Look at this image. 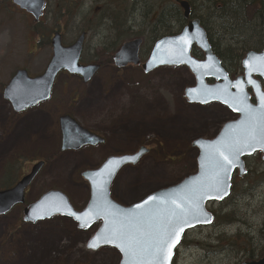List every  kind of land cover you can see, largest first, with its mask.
Here are the masks:
<instances>
[{"label": "rangeland", "instance_id": "obj_1", "mask_svg": "<svg viewBox=\"0 0 264 264\" xmlns=\"http://www.w3.org/2000/svg\"><path fill=\"white\" fill-rule=\"evenodd\" d=\"M112 11L122 12L121 21L131 28L128 34L118 35L112 29L107 18ZM164 11L166 15L161 17ZM178 16H182L181 10L170 0H45L43 14L35 23L11 0H0V88L18 69L27 70L30 76L44 71L51 57L48 39L54 30L64 27L63 38L72 42L84 28V60L141 36L144 59L154 41L175 35L185 25ZM217 31L222 37L223 31ZM229 36L223 35L225 45ZM138 73L136 69L121 71L116 78L106 68L87 83L61 75L52 97L21 116L13 114L0 91V179L14 185L35 161L45 159L49 165L27 190L25 205L47 190L60 189L74 208L81 210L90 194L80 173L97 168L108 156L132 153L144 144L151 149L150 154L121 168L111 184V198L118 203L129 205L195 173L198 151L191 146L192 141L214 137L233 115L219 104L184 101L182 91L192 85L191 77L172 67L160 72L159 88L143 91L150 97L148 104L139 100L140 106L132 110L127 99L136 93V83L141 80ZM119 91L125 94L123 104H115ZM63 114L74 116L91 132L103 135L106 142L75 155L60 154L57 119ZM246 165L243 176H233L229 196L208 202L212 223L183 235L173 264H240L262 256L264 161L256 154L247 158ZM131 191L136 196L129 198ZM23 207L15 206L0 215V264L119 263V253L110 247L97 251L85 247L100 222L80 229L78 223L63 216L24 223ZM50 236L52 241L47 242Z\"/></svg>", "mask_w": 264, "mask_h": 264}, {"label": "water", "instance_id": "obj_2", "mask_svg": "<svg viewBox=\"0 0 264 264\" xmlns=\"http://www.w3.org/2000/svg\"><path fill=\"white\" fill-rule=\"evenodd\" d=\"M11 1L31 13L36 20L44 6V0ZM170 1L179 6L182 17L187 22L178 34L162 37L154 43L148 58L141 64L143 71L149 72L162 65H184L196 79L195 84L184 91L188 102L225 103L238 116L225 122L214 137H199L192 142V147L198 150L195 173L175 184L159 188L132 204L122 205L113 200L110 197V186L122 167L136 164L147 154L145 146L132 153L108 156L99 167L81 173L90 190L89 200L83 209L76 210L64 192L52 189L44 192L22 211L23 221L31 223L55 215L72 218L79 228L90 227L100 221L99 228L87 241L86 248L96 250L101 246H112L121 255L118 264H172L178 244L171 248L170 260L167 259V248L162 252L159 250L162 241L167 240L171 244L169 233L172 228L183 226L181 241L186 230L210 224L212 214L207 210L206 204L209 201H221L229 195L234 171L237 170L238 176L245 172L243 157L260 151L264 160V139H261L260 134L262 122L259 119L264 116V93L253 79L254 76L264 78V48L260 52L248 51L241 61L243 76L230 81L219 59L212 52L200 21L190 18L188 1ZM51 43L52 57L42 74L30 77L26 70L19 69L3 87L2 95L10 103L13 112L20 113L46 101L61 70L81 76L84 82L89 81L96 72L97 65L82 66L78 62L83 35L72 45L64 47L59 34L55 33ZM140 44L139 38L124 42L113 56L115 63L118 66L139 64ZM192 45L204 52V60L191 56ZM207 77L215 78L216 82L207 84ZM220 79L222 82H219ZM247 86L253 89L256 99L254 104L249 101ZM59 129L62 151L77 150L102 142L99 136L80 126L69 115L59 118ZM253 129L256 139L251 138ZM237 149L242 150L237 152ZM225 157L233 163L227 164ZM42 165V161L38 162L13 187L0 190V215L7 213L13 206L24 203L25 189ZM183 221L188 223L183 224ZM93 241L98 247L88 246ZM122 248L126 251H122ZM240 264H264V253L256 260Z\"/></svg>", "mask_w": 264, "mask_h": 264}, {"label": "flooded vegetation", "instance_id": "obj_3", "mask_svg": "<svg viewBox=\"0 0 264 264\" xmlns=\"http://www.w3.org/2000/svg\"><path fill=\"white\" fill-rule=\"evenodd\" d=\"M44 2H45V0H44ZM44 7H45V5H44ZM44 10V9H43ZM23 11V10H22ZM28 15H30V16H32L30 13H28V12H26ZM70 13V11L67 13V14H69ZM42 14H43V12H42ZM42 16V15H41ZM41 16H40V18H41ZM68 16V15H67ZM70 16V15H69ZM194 16L192 15L191 16V18H193ZM32 18H33V20L35 21V23L36 22H38L39 21V19L38 20H36V19H34V17L32 16ZM185 20V23L187 22V20L186 19H184ZM184 26V25H183ZM183 26L181 27V29L183 28ZM64 28V27H63ZM63 28H60V29H58V30H54L53 31V33H52V35L50 36V38L48 39V44H49V46H50V48H51V57H52V38H53V36L55 35V33H58L59 34V38H60V42H61V45L62 46H64V47H66V46H70V45H72L74 42H76V40L81 36V35H83V43H82V49H81V52H80V55H79V60H78V62H79V64L80 65H82V66H87V65H97L98 66V68H97V70H96V72L94 73V75L92 76V78L93 77H98L106 68H108L109 70H112L113 72H114V75L113 76H118L120 73H121V71H127V70H139L140 71V73H138V77H141V80L139 81V82H137L136 83V93H135V95H133V94H131L130 96H129V98L127 99V100H129L130 101V103H132V105L133 106H131V109L132 110H136V109H134V108H137V107H139L140 106V103H138L139 102V100H142V101H144L146 104H148V102H149V100H150V97H148L146 94L147 93H143V91H147L148 90V88L149 89H151V90H153L154 89V86H156L155 88H159V85L158 84H160L161 83V78H163V77H161V75H160V72L162 71V72H164L167 68H169V67H172V68H181V69H183V70H185L186 72H187V74L191 77V80H192V85H190V86H193L194 84H195V82H196V79H195V75L190 71V69L188 68V67H186V66H184V65H174V66H169V65H162V66H159V67H157V68H155V69H153V70H151V71H149V72H144L143 71V69H142V66H141V64L146 60V58L149 56V54H150V52H151V49H152V47H153V45H154V43L158 40V39H160V38H162V37H159L156 41H154L153 42V44H152V46H151V48L149 49V51H148V53H147V55H146V57L143 59V56H144V54L145 53H143L142 54V50H141V47L143 46V43H144V39L140 36H137V37H134V38H131V39H128V40H125V41H129V40H133V39H136V38H139V39H141V44H140V46H139V49H138V58H139V64H137V65H133V64H131V63H129V64H126V65H124V66H118L116 63H115V61H114V59H113V56L115 55V53L119 50V48L118 49H115L116 47H113V48H111L110 50H107V51H105L103 54H101V53H98V57H95L94 56V58H88L87 60H84L83 59V55H84V44H85V40H86V35H87V31H85V29L84 28H82L81 29V31L79 32V34H78V36L75 38V40L74 41H72V42H66L65 41V38H63ZM130 30H131V28H129ZM181 29L179 30V32L181 31ZM129 30V31H130ZM178 32V33H179ZM178 33H176V34H178ZM175 34V35H176ZM171 36V35H170ZM164 37V36H163ZM209 41V40H208ZM113 44H115V42L113 41ZM113 44H112V46H113ZM209 44H210V47H211V50H212V52H213V54L219 59V61H220V63H221V66H222V68H223V70L226 72V74H227V78H228V80H230V81H233V80H235V79H237V78H241L240 76H243V68H242V66H241V61H242V58L240 59V61H239V65L238 66H234V62L233 61H231L230 60V58H228L226 55H225V57L223 58V57H221L220 55H219V51H217L212 45H211V43L209 42ZM121 46V45H120ZM264 48V46L261 48V49H258V50H252V51H256V52H260L262 49ZM114 51V52H113ZM250 51V50H249ZM247 53V52H246ZM245 53V54H246ZM190 54H191V56L192 57H194L195 59H197V60H204V58H205V55H204V52L201 50V49H199L197 46H195V45H192L191 46V49H190ZM244 54V55H245ZM243 55V56H244ZM92 56V55H91ZM51 57H50V59H51ZM50 59H49V61H50ZM49 63V62H48ZM47 66V65H46ZM61 75H65L66 77H78L79 79H80V77L81 76H79V75H76V74H70V73H68L66 70H61L60 72H58V74H57V76L56 77H60ZM120 76V75H119ZM118 76V77H119ZM118 77H116V78H118ZM91 78V79H92ZM161 79V80H160ZM253 79L254 80H256L257 82H258V86L260 87V89H261V91L264 93V78L263 77H261V76H254L253 77ZM82 80V79H81ZM82 82H83V80H82ZM216 82V80H215V78H212V77H207L206 78V83L207 84H214ZM219 82H222V80L220 79L219 80ZM84 83V82H83ZM189 87V86H188ZM187 87H184L183 88V91H182V96H183V99H184V101H186L188 104H197V105H208V106H212L213 104H219V105H221L227 112H229V113H231L233 116L232 117H234V118H236L237 116H238V114H235L230 108H229V106L227 105V104H225V103H219V102H209V103H205V104H199V103H190V102H188V100L184 97V91H185V89H186ZM231 89L233 90L234 88L233 87H231ZM119 90V89H118ZM141 91H142V93H141ZM246 92L248 93V96H249V101L251 102V103H256V99H255V96H254V93H253V89H252V87H250V86H247L246 87ZM52 95H53V89H52V93H51V97H52ZM115 95H117V96H115V97H117V99H118V101L115 103V104H119V103H121V104H123V102L125 101H123V96L125 95L124 94V92L123 91H119V92H116V94ZM127 96H128V94H126ZM50 97V98H51ZM47 102V101H46ZM44 103V102H43ZM40 104H42V102L41 103H39V104H37L36 106H33V107H31V108H28V109H26V110H24V111H22V112H20V113H14L13 111V114H15V115H19V116H21V115H24V114H26V113H28V112H30L31 110H33V109H35V108H37ZM132 107H134V108H132ZM123 108V107H122ZM12 110V109H11ZM63 115H70V114H63ZM74 120H76V122H78L80 125H81V123L74 117V116H72V115H70ZM60 118V117H59ZM59 118L57 119V125H58V130H59ZM141 118V117H140ZM233 118V119H234ZM228 120H231V119H228ZM228 120H226V121H228ZM225 121V122H226ZM225 122H223L222 124H221V126L219 127V129L223 126V124L225 123ZM93 133H94V131H93ZM95 134L97 135V136H99L101 139H102V142L101 143H99V144H97V145H95V146H92V147H96V146H99V145H103L105 142H106V138L103 136V135H101L100 133H96L95 132ZM58 137H59V150H60V141H61V136H60V131H59V134H58ZM142 146V145H141ZM144 146H146V147H148L147 145H145L144 144ZM87 147H89V146H87ZM83 148H86V147H83ZM83 148H81V149H83ZM148 154L147 155H149L150 154V152H151V149L148 147ZM79 151L80 150H76V151H60L59 153L60 154H62V155H65V154H77V153H79ZM256 154H259L260 155V159H261V161H264L263 159H262V157H261V152H257V153H252V154H250V155H247V156H244V158H243V160H244V164H245V168H246V160H247V158L248 157H251V156H254V155H256ZM43 162V165L41 166V168L39 169V171L37 172V174L34 176V178L31 180V182H30V184L26 187V189H25V193H24V203H22V204H20V206L21 205H24V206H26L25 205V203H26V193H27V190L29 189V187L31 186V184L33 183V181H34V179L36 178V176L40 173V171L41 170H45L46 168H47V166L49 165L48 164V162L45 160V159H40V160H37V161H35L34 163H33V165L31 166V168H30V171L28 172V173H30L31 172V169H32V167L35 165V164H37L38 162ZM247 171V169H245V172ZM27 173V174H28ZM27 174H24L23 176H25V175H27ZM23 176H21V177H23ZM117 176V175H116ZM20 177V178H21ZM116 178V177H115ZM115 178H114V180H115ZM114 180H113V182H114ZM18 181V180H17ZM16 181V182H17ZM15 182V183H16ZM112 182V183H113ZM14 183V184H15ZM89 190V189H88ZM29 204V203H28ZM45 220V219H44ZM37 222H39V221H37ZM37 222H35V223H37ZM97 223V222H96ZM96 223H94L93 225H96ZM92 226V225H91ZM87 228H89V227H87ZM78 229H80V228H78ZM103 247H110V248H112V249H114V250H116L118 253H119V251L116 249V248H114V247H112V246H101V247H99L98 249H100V248H103ZM98 249H96L95 251H97ZM119 255H120V253H119Z\"/></svg>", "mask_w": 264, "mask_h": 264}, {"label": "trees", "instance_id": "obj_4", "mask_svg": "<svg viewBox=\"0 0 264 264\" xmlns=\"http://www.w3.org/2000/svg\"><path fill=\"white\" fill-rule=\"evenodd\" d=\"M186 1L190 4L191 14L199 19L200 24L206 31L211 45L219 51L221 57L224 58L226 55L230 58L234 62L235 67L239 65L240 59L247 51L258 50L264 46V0ZM122 15L121 11H112L107 16L112 29L118 35L130 32V27H127L124 25V21H121ZM165 15L164 11L160 16ZM178 19L183 22L182 16H178ZM217 27L223 31V35H230V41L226 45L224 44L223 35L221 37L217 34ZM244 35H248V37H243ZM253 39L254 41H252ZM6 169L9 170L10 168ZM0 183L2 185L0 189L8 188L12 185L8 180L3 179H0ZM260 233H264V219Z\"/></svg>", "mask_w": 264, "mask_h": 264}, {"label": "snow or ice", "instance_id": "obj_5", "mask_svg": "<svg viewBox=\"0 0 264 264\" xmlns=\"http://www.w3.org/2000/svg\"><path fill=\"white\" fill-rule=\"evenodd\" d=\"M259 119L262 122V126L260 128L261 139H264V116L260 117ZM251 138L256 139L255 129H253V134H252ZM257 142H260V141H257ZM246 146H250V145H246ZM241 150L242 149H237V152H239ZM225 161L229 165H231L233 163V161L231 159H229L228 157H225ZM145 203H147V201ZM137 207H142V206L137 205ZM187 223H188L187 221H183V224H187ZM177 227L179 228V230H176ZM182 231H183V226H174L172 228V231L169 233V239H171V244H169L167 240L161 242L159 250L162 252L165 248L168 249V254H167L168 260H170L171 256H172L171 248H174L180 242V233ZM173 237H174V239H173ZM88 246L90 248H96V247H98V244L95 241H93V242H90ZM121 250L126 251V249H123V248Z\"/></svg>", "mask_w": 264, "mask_h": 264}, {"label": "bare ground", "instance_id": "obj_6", "mask_svg": "<svg viewBox=\"0 0 264 264\" xmlns=\"http://www.w3.org/2000/svg\"><path fill=\"white\" fill-rule=\"evenodd\" d=\"M189 5H190V4H189ZM190 9H191V8H190ZM243 57H244V56H243ZM243 57H242V58H243ZM177 123H178V122H177ZM178 125H180V124H178ZM135 179H137V178H135ZM133 196L135 197V196H136V193L131 191V192L129 193V198H130V197H133ZM51 235H52V234H51ZM47 236H48V235H47ZM52 237H53V236H50L49 240L46 239V241H47V242H51V241H52V240H51ZM47 244H48V243H47Z\"/></svg>", "mask_w": 264, "mask_h": 264}, {"label": "crops", "instance_id": "obj_7", "mask_svg": "<svg viewBox=\"0 0 264 264\" xmlns=\"http://www.w3.org/2000/svg\"><path fill=\"white\" fill-rule=\"evenodd\" d=\"M22 131V130H21ZM19 134H21V133H19Z\"/></svg>", "mask_w": 264, "mask_h": 264}]
</instances>
